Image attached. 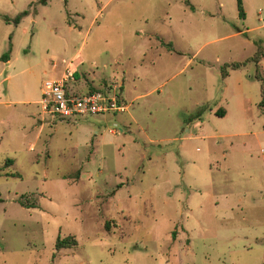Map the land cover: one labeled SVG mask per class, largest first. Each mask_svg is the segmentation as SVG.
<instances>
[{
	"label": "rangeland",
	"instance_id": "1",
	"mask_svg": "<svg viewBox=\"0 0 264 264\" xmlns=\"http://www.w3.org/2000/svg\"><path fill=\"white\" fill-rule=\"evenodd\" d=\"M241 1L0 0V264H264V0ZM68 72L126 109L42 113Z\"/></svg>",
	"mask_w": 264,
	"mask_h": 264
},
{
	"label": "built area",
	"instance_id": "2",
	"mask_svg": "<svg viewBox=\"0 0 264 264\" xmlns=\"http://www.w3.org/2000/svg\"><path fill=\"white\" fill-rule=\"evenodd\" d=\"M74 79L73 74L68 72L61 79L45 80L42 83L41 96L37 102L42 113L69 119L122 112L126 109L119 85H105L100 90L81 92L69 87V80Z\"/></svg>",
	"mask_w": 264,
	"mask_h": 264
},
{
	"label": "trees",
	"instance_id": "3",
	"mask_svg": "<svg viewBox=\"0 0 264 264\" xmlns=\"http://www.w3.org/2000/svg\"><path fill=\"white\" fill-rule=\"evenodd\" d=\"M237 7H238V14H239V17L240 18H244V11H243V8H242V1L241 0H237ZM28 13L27 10H24L22 12H20L14 19L13 21L15 23H17L24 15H26ZM9 54L7 52L3 53L1 56H0V59L6 61L9 59ZM243 64V62H233L230 65L231 68H238L240 67L241 65ZM91 90H95V89H91ZM218 115L222 116L224 114V110L221 109V110H216V112ZM11 163V160H7V163ZM75 244V240L72 239V238H57L56 240V243H55V247L58 249V248H61V247H70L71 245Z\"/></svg>",
	"mask_w": 264,
	"mask_h": 264
},
{
	"label": "crops",
	"instance_id": "4",
	"mask_svg": "<svg viewBox=\"0 0 264 264\" xmlns=\"http://www.w3.org/2000/svg\"><path fill=\"white\" fill-rule=\"evenodd\" d=\"M219 6H222V3H220L219 4ZM191 7H195V4H191ZM194 12V11H193ZM212 14H215V13H212ZM237 31L239 32V33H242V31L241 30H239V29H237ZM11 62V60L10 59H8V60H6L5 61V63H7V64H9ZM234 69V68H233ZM235 69H237V68H235ZM63 75H64V73H63ZM75 79H74V81H73V84L75 83ZM76 87V88H75ZM75 87H74V89H78L79 91H80V89H79V84H75ZM127 106V105H126ZM224 110V109H223ZM112 130V129H111Z\"/></svg>",
	"mask_w": 264,
	"mask_h": 264
}]
</instances>
